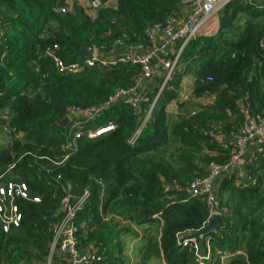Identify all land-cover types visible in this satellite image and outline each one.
<instances>
[{"label":"trees","instance_id":"1","mask_svg":"<svg viewBox=\"0 0 264 264\" xmlns=\"http://www.w3.org/2000/svg\"><path fill=\"white\" fill-rule=\"evenodd\" d=\"M107 2L92 15L89 6L66 0H0V174L26 183L31 199L39 198L18 201L19 226L4 232L0 222V264H47L67 183L90 191L77 213L78 239L96 250L99 264H128L121 234L138 238L144 263L153 258L198 264L179 235L203 227L214 205L205 194L191 197L182 187L208 176L211 164L231 160L245 119H264V0H231L219 12L217 33L200 35L183 48L155 102L161 72L136 106L121 100L83 128L112 121V130L73 138L71 113L135 86L142 73L140 64L107 65L101 61L109 58L100 56L86 65L87 58L73 55L81 43L102 54L120 44L148 46L151 24L170 16L184 19L189 11L184 0ZM241 16L242 23L234 24ZM55 58L82 66L60 71ZM188 69L195 76L189 98L169 111ZM260 147L256 158L245 160L247 178L232 172L218 184L217 208L225 210L211 249L244 251L226 264H264V141Z\"/></svg>","mask_w":264,"mask_h":264},{"label":"built area","instance_id":"2","mask_svg":"<svg viewBox=\"0 0 264 264\" xmlns=\"http://www.w3.org/2000/svg\"><path fill=\"white\" fill-rule=\"evenodd\" d=\"M229 1L231 0H184V2L193 5L184 19L178 20L177 17L170 16L164 23H153L147 29L146 32L148 33L150 40L152 39L153 33H157L161 36L162 41L160 43L148 50H144L146 47L138 44L132 48V50H127L128 52L124 54L123 57L121 55L113 59L102 60V64L104 63L107 65H114L119 61L140 64L142 66L141 77L136 80L135 86L128 89H119L113 96L97 107L85 110L83 113H71V117L73 118L72 126L77 127L73 134V138L81 136L89 139L98 138L112 130L114 128V123L112 121H107L104 124H99L93 127H87L86 129H83L82 127H84V123L94 120L93 118L105 115L107 108L113 104L120 103L121 100L132 106H136L139 97L142 95V91H139V86L142 81H152L154 76L157 75L158 72H161L163 79L154 97V100H156L167 82L170 81L174 68L177 65L178 57L186 44L200 35L210 36L217 33L219 30V12ZM247 1L254 2L255 0ZM102 3L103 0H90L88 5L93 15L96 14V7L101 6ZM2 35L3 34L0 31V38ZM176 45H178L177 50L173 49ZM172 50H176V52L173 53L174 55L172 54V59H166L167 53L169 51L172 53ZM177 52L179 54L178 56ZM98 58L99 55H97L96 50H94L93 57L85 59L84 63L86 65H93L95 61H98ZM55 61L60 71L75 72L82 66L80 63L66 64L57 58H55ZM181 98L186 100L182 94ZM149 111L150 109L147 111V114ZM140 129L138 128L135 131L131 141H134L137 138ZM241 130L242 135L238 136L236 141L242 142L245 147H247L248 142L257 138L262 139V142L264 140V119L255 116L248 117L243 121ZM75 149L76 146L74 148L72 147V150ZM237 149V147L236 149H233L232 154H234ZM255 149L258 151L262 150L260 146ZM240 151V156L243 157V152L245 150L242 149ZM245 160V158L241 159L239 155H236L224 165L211 164L208 176L203 179L194 178L186 185L189 196L195 197L200 194H205L207 200H212L210 205H214V196L212 195L213 180L221 170H224L225 172L232 170L237 173V177L241 176V168L243 169ZM4 176V173L0 174V222L2 231L7 232L11 228L19 226L22 220V212L19 208L18 201L33 200L37 202L39 201V198L33 197L31 199L26 183L5 181ZM208 191H210L212 198L210 196L208 197ZM89 196L90 191L88 189H82L78 196L70 195L66 189V193L60 200V212L62 213V218L52 226V240L49 248L47 264H50L55 257L61 259L56 264H99V257L95 255L96 250L92 248V246L87 248L82 247L78 239L79 224L77 223V213L88 201ZM211 214L220 215V211L213 207L210 209V216ZM185 234H187V232L179 235L180 244L193 251L196 261L199 264H204V262L210 258L208 240L206 242V251L203 253L200 250L196 237L193 235L186 236Z\"/></svg>","mask_w":264,"mask_h":264},{"label":"crops","instance_id":"3","mask_svg":"<svg viewBox=\"0 0 264 264\" xmlns=\"http://www.w3.org/2000/svg\"><path fill=\"white\" fill-rule=\"evenodd\" d=\"M70 5L72 4H83L84 6L88 7V0H66ZM108 5H111V6H114L116 5V0H108L107 2ZM193 5H188V8H189V11L190 9L192 8ZM91 11V10H90ZM188 11V12H189ZM187 12V13H188ZM92 13V11H91ZM93 15V14H92ZM245 16H241L239 18H236L234 20V24H239V23H242V19H244ZM178 19V18H177ZM180 20V19H178ZM247 19L244 20V22L246 21ZM218 22H219V16H218ZM220 23V22H219ZM236 32V31H235ZM233 32V33H235ZM147 33V32H146ZM229 33V32H228ZM147 37L149 38L148 36V33H147ZM153 39V40H152ZM152 39L150 40L149 38V45L148 46H144L143 44H141L142 46L146 47L144 50H148L150 48H153L156 44L160 43L162 40L161 36L157 33H153L152 34ZM138 45V44H137ZM136 46V45H135ZM134 46V47H135ZM132 47V48H134ZM132 48H129L127 49V47L125 45H118L117 47H114L113 51L110 53V54H102L100 51L97 52V55H99L100 57H103V58H109V59H113L115 57H118V56H121L123 57L124 54H126L128 51L127 50H132ZM93 50H98L96 48L93 47ZM107 55H110V56H107ZM115 65V64H114ZM190 69V68H189ZM190 73H191V76L187 75L185 73V76H183L182 78V81H181V86H180V89H179V92H178V97L181 96V94L186 98V100L189 98V94L193 88V80L195 78V76H193V72H191V70H189ZM150 81L148 80H143L141 85L139 86L140 88H142V92L141 94L145 93L146 90H148L150 88V84H149ZM155 84V83H153ZM181 92V93H180ZM185 101V100H183ZM183 101H180L179 99L177 100H172V101H169V104H168V107H169V111H172V112H176L177 111V104H179L180 102H183ZM153 102H155V100H153ZM264 139V137H263ZM261 140L260 138H257V139H254L250 142H248L247 144V149L250 151V150H254L255 148H257L258 146H260L261 144ZM264 141V140H263ZM262 141V142H263ZM233 172V171H232ZM231 173V172H230ZM223 176H224V173H220L219 175L216 176V178L213 180L212 182V189H213V192H212V195L214 196V193L216 192L217 193V190H218V184L219 182L222 181L223 179ZM241 177L242 179H245L247 178V174L245 173L244 170H241ZM218 207V203L215 199V196H214V208L218 211H220V215L223 214V211L225 210V208H217ZM219 215V216H220ZM208 222V221H207ZM206 222V223H207ZM205 223V224H206ZM204 224V225H205ZM199 230V229H198ZM122 236V235H120ZM214 238L212 235H207L203 238V241L200 242L197 240L198 244H199V247H200V250L204 253L206 251V242L208 240L209 242V247H210V258L209 260L205 261L204 264H207L208 262L210 261H215L216 259H219V264H226L228 263V258L232 257L234 254H244L243 252V249L241 248H238L236 249L234 252H229L228 250H220V249H211V239ZM191 250V249H190ZM214 251V252H213ZM195 256V255H194ZM124 258V256H122ZM132 257V256H131ZM222 257H224L222 259ZM136 257L133 255L132 259H135ZM196 260V258H195ZM227 260V261H226ZM67 262V261H66ZM154 262L156 264H165L163 260H157L156 261L154 260ZM197 262V261H196ZM198 263V262H197ZM199 264V263H198Z\"/></svg>","mask_w":264,"mask_h":264},{"label":"rangeland","instance_id":"4","mask_svg":"<svg viewBox=\"0 0 264 264\" xmlns=\"http://www.w3.org/2000/svg\"><path fill=\"white\" fill-rule=\"evenodd\" d=\"M89 2H90V0H88V4H89ZM177 48H178V45H176V46H174L173 47V49H176L177 50ZM173 51V50H172ZM97 52V51H96ZM170 55H172L171 53H170V51L167 53V57L168 56H170ZM179 54H178V52H177V56H178ZM169 59V58H168ZM186 74L187 75H189V76H191V73H190V71H187L186 72ZM156 76V75H155ZM184 76H185V74H184ZM143 89L142 88H140L139 89V91H142ZM179 92V91H178ZM181 93V92H180ZM178 99L180 100V101H182L183 99L181 98V96H179L178 97ZM154 100V99H153ZM114 105V104H113ZM177 108V107H176ZM145 117H146V115H145ZM95 118H97V117H95ZM95 118H93V119H95ZM103 124V123H102ZM243 124V123H242ZM82 128H84V127H82ZM240 129H242V125L240 126ZM224 139H219V141L220 142H222ZM72 147L74 148L75 146H76V143L73 141L72 143ZM234 147H237L238 149H237V151L234 153V154H232L231 155V158H233L234 156H236V155H239V157L241 158V159H247V158H256V152H255V150L256 149H254V150H248L247 149V147H245L243 144H242V142H240V141H235V146ZM242 149H244L245 151L243 152V157L242 156H240L241 155V151L240 150H242ZM256 151H258V150H256ZM261 151V150H260ZM259 152V151H258ZM208 168V167H207ZM210 169V167L208 168V170ZM227 170V169H226ZM241 170H243L242 168H241ZM232 173V170L230 171H224V170H221L220 171V173H224V175H226V174H228V173ZM209 173H210V170H209ZM211 173H212V171H211ZM219 173V174H220ZM218 174V175H219ZM183 188V190L184 191H186L187 193H188V188H187V186L185 185V186H183L182 187ZM212 192H213V189H212ZM208 197L210 196L211 197V193H210V191H208ZM214 196H215V199H216V192L214 193ZM228 197V196H227ZM212 198V197H211ZM184 199H186V198H184ZM216 201H217V199H216ZM208 202H209V205L211 204V202H212V200L210 199H208ZM157 214H154V216H156ZM122 236H120V238H121V240H122V253H124V256L126 257V260L127 261H129L128 262V264H156L155 262H154V260H153V258L152 259H149L148 261H147V263L145 262H143L142 261V258H141V256H139L140 254H139V245H140V242H138V238H131V236L129 235V234H121ZM225 252H226V250H225ZM133 255L136 257L135 259H132V257H133ZM132 256V257H131ZM224 257H222V259H223Z\"/></svg>","mask_w":264,"mask_h":264},{"label":"water","instance_id":"5","mask_svg":"<svg viewBox=\"0 0 264 264\" xmlns=\"http://www.w3.org/2000/svg\"><path fill=\"white\" fill-rule=\"evenodd\" d=\"M93 47L86 44L85 42L81 43V46L74 52V56L76 57H85V58H92L93 57ZM68 121V117L66 116L61 123L65 124ZM67 192L72 196H78L82 189L75 186L74 184L67 183L66 185ZM219 224H220V217L218 214H211L208 222L201 227L199 230L193 232H187L186 236L193 235L196 239L200 242L203 241V238L207 235L218 236L219 234ZM181 237V236H180Z\"/></svg>","mask_w":264,"mask_h":264}]
</instances>
